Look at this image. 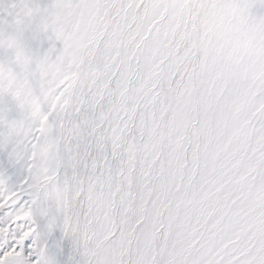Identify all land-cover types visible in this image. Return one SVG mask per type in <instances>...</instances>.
<instances>
[{
  "label": "snow or ice",
  "instance_id": "snow-or-ice-1",
  "mask_svg": "<svg viewBox=\"0 0 264 264\" xmlns=\"http://www.w3.org/2000/svg\"><path fill=\"white\" fill-rule=\"evenodd\" d=\"M0 264H264V0H0Z\"/></svg>",
  "mask_w": 264,
  "mask_h": 264
}]
</instances>
